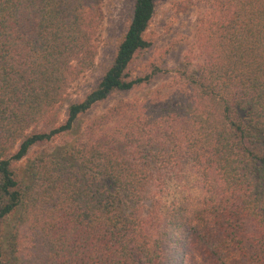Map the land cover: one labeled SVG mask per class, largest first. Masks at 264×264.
I'll list each match as a JSON object with an SVG mask.
<instances>
[{"label": "trees", "instance_id": "trees-1", "mask_svg": "<svg viewBox=\"0 0 264 264\" xmlns=\"http://www.w3.org/2000/svg\"><path fill=\"white\" fill-rule=\"evenodd\" d=\"M156 1L135 0L109 68L56 125L67 79L90 64L99 0H0V225L19 211L0 226V264H264V0L219 1L203 63L177 69L192 98L144 103L125 128L94 138L89 127L13 168L113 92L149 80L128 67L151 46ZM184 164L207 196L163 212ZM30 218L22 254L18 228Z\"/></svg>", "mask_w": 264, "mask_h": 264}, {"label": "rangeland", "instance_id": "rangeland-1", "mask_svg": "<svg viewBox=\"0 0 264 264\" xmlns=\"http://www.w3.org/2000/svg\"><path fill=\"white\" fill-rule=\"evenodd\" d=\"M220 0H157L153 16L145 30L144 37L151 46L135 54L129 64L131 78L150 74L148 81L135 86L129 91H115L104 101L95 105L86 114L81 115L71 132L62 133L50 141L32 146L23 161L14 164L17 171L30 160L59 147H67L80 137H90L93 128L94 138L101 137L107 130L115 131L125 128V119L132 116L138 107L149 104H160L167 99L180 97L192 98L193 89L178 74V68L195 71L205 59L202 30L221 15ZM135 0H99L93 14L89 57L90 64L76 71L69 77L64 86L61 100L53 108L56 112L51 123L59 125L67 116L70 103L80 101L99 82L112 63L114 53L129 24ZM106 117H110L107 122ZM50 120V119H49ZM103 121V122H101ZM97 122H101L98 127ZM45 124H39L38 130ZM32 127L28 129V132ZM180 173L169 175L168 191L163 197V212L175 204L183 202L194 204L207 196L198 183L195 173L184 164ZM19 211L0 226L5 229L16 223ZM36 221L30 218L19 228L18 246L22 254L31 244V228ZM15 227V225H14ZM2 229V227H0ZM14 230V229H13ZM3 233H0L2 237ZM4 252L8 246L3 244Z\"/></svg>", "mask_w": 264, "mask_h": 264}]
</instances>
